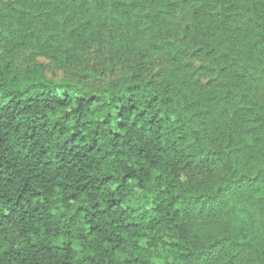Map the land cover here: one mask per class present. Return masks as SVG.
<instances>
[{
  "label": "trees",
  "instance_id": "trees-1",
  "mask_svg": "<svg viewBox=\"0 0 264 264\" xmlns=\"http://www.w3.org/2000/svg\"><path fill=\"white\" fill-rule=\"evenodd\" d=\"M0 264H264V0H0Z\"/></svg>",
  "mask_w": 264,
  "mask_h": 264
},
{
  "label": "rangeland",
  "instance_id": "rangeland-1",
  "mask_svg": "<svg viewBox=\"0 0 264 264\" xmlns=\"http://www.w3.org/2000/svg\"><path fill=\"white\" fill-rule=\"evenodd\" d=\"M162 260H163V258H162Z\"/></svg>",
  "mask_w": 264,
  "mask_h": 264
}]
</instances>
